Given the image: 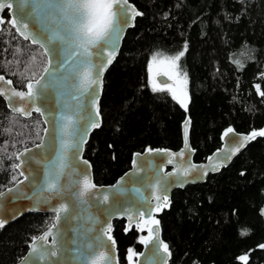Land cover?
I'll return each mask as SVG.
<instances>
[{"label": "trees", "instance_id": "trees-1", "mask_svg": "<svg viewBox=\"0 0 264 264\" xmlns=\"http://www.w3.org/2000/svg\"><path fill=\"white\" fill-rule=\"evenodd\" d=\"M141 10L105 76L102 125L91 134L85 156L97 183L114 182L135 151L179 148L182 122L192 118L195 159L221 143L223 131L264 125V0H132ZM0 30V71L19 87L37 78L48 57L9 23ZM186 74L188 105L166 88H153V55L178 56ZM155 89V90H154ZM44 121L13 112L0 96V190L19 179L17 153L38 142ZM264 136L205 182L174 190L160 215L173 256L169 264H264ZM54 213L29 211L0 229V264H13L32 238L54 221ZM145 227L125 230L115 220L119 257L142 249ZM242 232L246 234L242 235ZM246 257L245 260L239 259Z\"/></svg>", "mask_w": 264, "mask_h": 264}, {"label": "water", "instance_id": "water-1", "mask_svg": "<svg viewBox=\"0 0 264 264\" xmlns=\"http://www.w3.org/2000/svg\"><path fill=\"white\" fill-rule=\"evenodd\" d=\"M4 2H10L13 5L11 9L5 8L2 12H0V17L3 18L4 23L6 22L4 13L8 10L9 23L10 18L15 17L18 20V24L26 22L30 25L28 30H24L21 27L20 30L17 31V28L15 27L16 31L24 39L28 36L29 38L27 40L31 41L30 34L33 29L36 30L38 35L41 33L42 28L40 21L33 11L34 6L37 3H40L41 0H4ZM127 4L130 8H133L135 12L141 13L140 8L132 0H127ZM137 17L138 15H134V19L130 20L129 26L125 27L124 31L121 33V38L116 46L115 55L112 58L111 64H101L100 60L95 61V64L101 65L98 84L93 86L96 89L95 95L92 96L89 93H85L80 97L82 105L80 112L85 117L89 114V112L95 111V107L98 105L99 117L96 122L99 123V127L103 123L101 99L105 87L106 73L119 55L126 33L136 24ZM4 23L0 26V30H2ZM46 23L49 24V27H55V25H52L50 22ZM54 53L55 46H53V52H50L47 57L48 60L52 58V63L55 65L57 60L54 58ZM53 71H55V69H53ZM40 75L35 79H39ZM0 76L4 77V81H0V88L4 90V94L0 96L3 97L9 109L15 113L23 115L24 117H30L36 112L34 110L36 107L41 108V112L38 113L41 114L45 124L41 138H43L47 144L50 138L45 133V129H51L52 124L45 123V121L51 116H58L64 111L63 102L65 99H68V97L59 95L55 90L48 89L43 92L38 91L37 96L33 97L30 102L26 99L23 103H18V98H12L13 102L10 106L8 97L11 96V92L13 90L26 92L27 85L26 87L17 86L11 77L6 76L1 71ZM8 80L12 81L11 85L7 84ZM158 80L162 84L175 83V80L165 73H160L158 75ZM77 94L78 93L73 92V95ZM93 101H95V105L93 104ZM69 102L74 103V101ZM21 107L25 109V112H19L17 110ZM82 127L83 121L78 122L74 130V140L79 139V133ZM99 127L89 128L88 135L85 137V142L80 145L79 157L74 158L73 152L75 149H69L68 163L70 167L65 169L64 174L60 178L59 184L61 191L59 194L52 195L47 201L41 200L40 202L23 199L13 200L12 196L4 198L3 209L0 210V219L4 220L3 227L29 211L54 213V221L34 237L42 236L56 221V210L61 204L67 205V212L61 214L59 223L55 230L60 234L62 250L59 252L57 257L50 258L47 261H39L35 258L29 257V264H86L87 258L97 250L104 251L106 253L110 252L112 259L116 262V264H126L122 262L119 257L118 241L114 233L116 219H125L126 231H130L134 226L145 227L147 224L145 221L150 219L159 221L158 225L149 223L146 228L147 232L144 236H147L148 229L152 228L153 240L155 241L158 239L164 244H167L170 255L163 253L161 249L160 253L153 257V244L150 243L145 245L142 243V249L137 252L136 258L131 261V264H149V261H152V264H169L173 256V251L168 241L164 238L160 215L171 205L174 190L179 187H185L191 183L205 182L210 174L217 173L224 167L229 166L234 158L239 155L252 141L262 136L257 135L254 139H250L244 143L243 147H240V144L243 142V137L250 135L253 131L258 132L260 130H264V125L247 131H240L233 126H229L221 135V145L208 154L204 159L196 160V149L191 141L192 118L188 113L182 122L183 143L181 147L176 149L168 146H155L135 151L131 166L118 176L114 182L97 183L95 180L93 164L91 160L85 156V149L88 141L90 140L91 134ZM229 128L232 129L231 132H228ZM230 138H233L231 139V142ZM40 143L41 139L32 145L22 148L17 153V164H20V168H18V170L19 172L22 171L24 176L28 177L27 180H25L24 177H19L18 180H23V185L20 190L21 192L28 193L29 195L36 191L39 185L44 183L47 174V170L44 165L54 158L50 149L46 147L38 149L35 147V145ZM237 148L238 150L230 156V159H223L225 152H229L232 149ZM25 149H28L29 151L26 152ZM148 149H152L153 151L149 152ZM181 151L184 153L183 157L179 156ZM80 159L87 162L86 171L84 170L85 166L78 162ZM169 160L172 162L169 163ZM214 164H219L221 166H219L217 170H212V165ZM190 165H196V168L192 169L187 176L183 175L182 172H179L180 169H186ZM165 173L173 175L167 177V192L158 193L161 198L157 201L153 198L154 190L151 185L155 183L158 176H162ZM85 176L91 180L92 184L95 185V188L92 189L86 197H84L85 203L81 204L80 200L76 196V193L79 190L78 182ZM14 184L15 182L2 190L12 188ZM117 185H120L123 190L117 192L115 190ZM105 194L109 196V199L106 202L102 200V197ZM13 195H15V193H13ZM45 195L48 194L45 193ZM164 195L167 196V201L163 200ZM165 204L167 206H164ZM157 206L160 208L159 211H156ZM148 209H151L153 213L152 216H149ZM17 210L20 211L18 212ZM109 212L111 213L110 216L108 215ZM141 212L143 213V217L140 215ZM106 220L107 223L111 225L110 235L115 241L114 245H111L110 249L108 247L98 248L101 240L105 245H109L111 243L103 237H101V240L97 239V237L100 236L101 230L107 227V224L104 223ZM89 244L93 245V247L89 248ZM31 245L32 240L29 243L26 253L13 264H23L24 258L31 252ZM127 264H129V262Z\"/></svg>", "mask_w": 264, "mask_h": 264}, {"label": "snow or ice", "instance_id": "snow-or-ice-1", "mask_svg": "<svg viewBox=\"0 0 264 264\" xmlns=\"http://www.w3.org/2000/svg\"><path fill=\"white\" fill-rule=\"evenodd\" d=\"M12 3L4 2L0 0V12L5 8L11 9ZM37 18L40 21L42 31L38 35L36 30L33 29L31 36V42L33 44H39V47L44 50L45 55H49L53 52V46H55L54 58L57 63H52V58L47 61L43 72L39 79H29L27 82V91H15L11 92V96L8 97L9 105L12 104V98H18V103H23L26 99L30 102L33 97L37 96L38 91L43 92L48 89L55 90L59 95L67 96L65 99L64 111L58 116L53 115L45 123H51V129H45V133L49 136V142L46 144L44 139L41 138V143L35 145L36 148L46 147L50 149L54 158L44 165L47 170V174L42 185L37 187V190L32 192L31 195L25 192H21V186L23 180H17L14 176L13 181L15 184L12 188L6 190H0V210L3 209V200L5 197L12 196L13 200H31L40 202L41 200L47 201L52 195L60 193V178L64 174L65 169L69 168L68 152L69 149H75L73 157H79L80 145L85 142V137L88 135L89 128L99 127L97 118L99 117L98 105L95 107V111L89 112L85 117L81 114V99L85 93H89L94 96L96 89L93 87L98 84V77L100 74L101 65L95 64L96 60H100L101 64H111L112 58L115 55V49L121 38V33L124 28L129 26L130 20L134 19V15H142V13L135 12L133 8H130L127 4V0H41L37 3L33 9ZM50 22L55 27H49ZM4 23L3 18L0 17V26ZM12 26L17 28V31L22 27L24 30H28L30 25L28 23L18 24V20L13 17L10 18ZM26 39L29 37L26 36ZM181 52L178 56L172 58H165V62H171L173 66H176V61H179ZM55 69V71H53ZM185 78H186V74ZM95 76V78H94ZM0 81H4V77L0 76ZM7 84L11 85L12 81L8 80ZM155 90V89H154ZM172 91L173 96L180 101L182 105L186 107L185 99L186 93L182 96H178L175 90ZM73 92L78 93L73 95ZM4 94V90L0 88V95ZM264 95V93H262ZM69 101H74L70 103ZM95 105V101H93ZM19 112H25L23 107L17 109ZM36 112H41L40 107L34 109ZM30 114V113H29ZM43 114V113H42ZM83 121V127L79 133V139L74 140V130L78 122ZM232 129L229 128L228 132ZM257 135L264 136V130L253 131L250 135L243 137V142L240 147L244 146L250 139H254ZM230 138V142H231ZM58 141V144H57ZM237 149H232L229 152H225L223 159H230V156L234 154ZM25 151H29L25 149ZM152 152V149H148ZM184 153L181 151L179 156L183 157ZM80 164L87 168V162L80 159ZM169 163L172 161L169 160ZM219 164L212 165V170H217ZM15 168H20V164L15 165ZM196 165H190L186 169H180L183 175L187 176L192 169H195ZM25 180L28 177L24 176L21 171L19 173ZM173 175L165 173L162 176H158L155 183L151 185L153 188V198L157 201L160 200L158 193L167 192L168 180L167 177ZM79 190L76 193L80 203H85L84 197H86L95 185L91 180L85 176L78 182ZM117 192L122 191L120 185L116 186ZM15 193V195H13ZM47 193L48 195H45ZM109 196L103 195L102 200L108 201ZM163 200L167 201V196H163ZM146 202V201H145ZM164 206H167L166 204ZM26 210V209H25ZM160 208L157 206L156 211ZM18 212L20 210H17ZM67 212V205L61 204L56 210V221L49 227V229L39 237L32 238L31 252L24 258L23 264H29V257L35 258L39 261H47L50 258L57 257L62 250V241L60 234L56 232L57 225L59 223L62 213ZM149 216L153 213L151 209H148ZM110 216L111 213L109 212ZM143 217V213H140ZM131 218V217H129ZM107 224L106 228L101 230L100 236L97 237L101 240V237L106 238L111 242L109 245H105L101 240L98 248H111L115 241L113 240L111 233V225ZM153 225H158L159 221L150 219L145 221ZM4 226V220L0 219V228ZM246 232H242V235ZM141 243L148 245L153 244V257L160 253L161 249L163 253L170 255L167 244L162 241L153 240V229H148L147 236L140 237ZM89 248L93 245L89 244ZM261 247H264L262 245ZM132 255L134 253L129 250L127 257L129 264L132 261ZM239 259L245 260L246 257L242 256ZM86 264H116L112 259L111 253L104 251H94L92 255L87 258ZM152 264V261H149Z\"/></svg>", "mask_w": 264, "mask_h": 264}, {"label": "rangeland", "instance_id": "rangeland-1", "mask_svg": "<svg viewBox=\"0 0 264 264\" xmlns=\"http://www.w3.org/2000/svg\"><path fill=\"white\" fill-rule=\"evenodd\" d=\"M175 56H157L153 55L149 62V79L150 84L153 88H166L169 90H175L178 96H182L186 93V99L185 104L188 105V87H187V78H185V75L181 74L178 67H177V61L176 66H173L171 62H165V58H172ZM160 73H165L169 77L173 78L175 80L174 84H162L158 80V75ZM172 93V91H171ZM178 100V99H177ZM179 101V100H178ZM180 102V101H179ZM184 106V105H183ZM262 212L264 214V206L262 208ZM149 223L145 225V228H147ZM134 255H132V260L136 258L137 250L134 248H130ZM129 249V250H130ZM129 255V251H128Z\"/></svg>", "mask_w": 264, "mask_h": 264}, {"label": "flooded vegetation", "instance_id": "flooded-vegetation-1", "mask_svg": "<svg viewBox=\"0 0 264 264\" xmlns=\"http://www.w3.org/2000/svg\"><path fill=\"white\" fill-rule=\"evenodd\" d=\"M6 11H8V10H6ZM6 11H5V12H6ZM4 15H5V13H4ZM5 17H6V16H5ZM6 19H7V18H6ZM128 262H129V261H128V259H127V261H126L125 263L127 264Z\"/></svg>", "mask_w": 264, "mask_h": 264}]
</instances>
